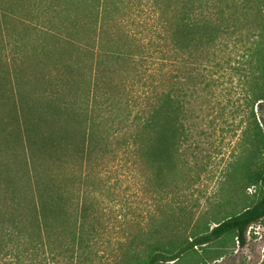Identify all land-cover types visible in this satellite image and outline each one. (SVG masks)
<instances>
[{
  "label": "trees",
  "instance_id": "obj_1",
  "mask_svg": "<svg viewBox=\"0 0 264 264\" xmlns=\"http://www.w3.org/2000/svg\"><path fill=\"white\" fill-rule=\"evenodd\" d=\"M139 17L140 38L130 28ZM226 69L241 80L236 107L209 101ZM263 108L264 0H0V261L206 264L230 243L243 247L248 229L264 226ZM213 112L245 119L241 155L224 174L232 195L190 235L164 236L159 206L141 223L81 191L82 166L90 180L122 158L164 195L166 178L186 168L181 152L201 151Z\"/></svg>",
  "mask_w": 264,
  "mask_h": 264
},
{
  "label": "rangeland",
  "instance_id": "obj_2",
  "mask_svg": "<svg viewBox=\"0 0 264 264\" xmlns=\"http://www.w3.org/2000/svg\"><path fill=\"white\" fill-rule=\"evenodd\" d=\"M142 20L143 17L136 18L130 28L136 33H141L139 24ZM8 26L11 29L14 27L12 24ZM140 33L137 35L138 38L142 36ZM33 41L34 38L29 36V42L32 44ZM48 43H52V41L46 39L45 44ZM5 46V54L11 57L14 44L10 41ZM239 61V56H233L231 65L237 67L240 64ZM216 75L220 77V85L212 89L214 96L209 97L210 103L213 105L218 101L224 105L230 100L235 107L240 105L242 92L239 76L233 74L229 69ZM191 76L192 107L195 113H199L201 99L197 96L202 93L197 92L199 90L197 85L193 86L197 80L195 73L193 72ZM209 114L208 117L205 116L201 124L205 129L209 127L210 133L202 140L201 151L191 148L181 152V158L187 163L186 168L181 167L177 170L174 178H166L165 183L168 186V191L164 195L152 194L150 186L147 184V175L143 172L138 173L134 169L130 170L129 166L124 165L122 158H118L116 162L106 159L98 167H93L89 172L90 180H85L88 169L82 166L81 177L84 178V181L80 185L81 191L88 189L92 195L96 196L100 203L99 207L106 213L117 218L125 215L138 219L141 223L143 222L142 218L148 212L155 206H159L164 213L157 216V221L163 224L161 227H163L164 236L170 237L173 233L180 236L190 235L196 222L207 223L212 220L207 215L211 203H222L232 195V192L229 191L234 188L235 182L228 181L224 174L227 171H232L235 161L241 155L239 148L241 130L246 125L245 119L241 117L240 113L223 117V119L218 117L216 112ZM260 117L264 120V108ZM192 124L198 123L193 122ZM180 208L185 209L182 214L188 218L185 228H177L173 222L175 214L179 215ZM131 210L134 213L131 214ZM221 217L222 215H217L216 218ZM130 229L134 231V227ZM117 232L115 230V233ZM113 235L115 236V234ZM196 251L198 254L202 252L197 248ZM221 252L222 255L219 259L211 258V261L206 259V264H264V226L259 224L251 226L247 231L246 243L243 247L230 243ZM11 263L12 261L9 259L0 261V264ZM192 264H196V262L193 261Z\"/></svg>",
  "mask_w": 264,
  "mask_h": 264
}]
</instances>
